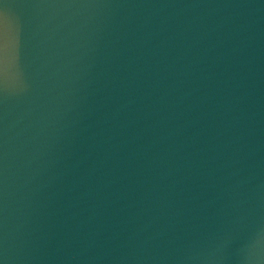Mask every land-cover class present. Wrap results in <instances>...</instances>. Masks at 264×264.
Segmentation results:
<instances>
[{
    "label": "water",
    "instance_id": "95a60500",
    "mask_svg": "<svg viewBox=\"0 0 264 264\" xmlns=\"http://www.w3.org/2000/svg\"><path fill=\"white\" fill-rule=\"evenodd\" d=\"M0 8V264H264V0Z\"/></svg>",
    "mask_w": 264,
    "mask_h": 264
},
{
    "label": "snow or ice",
    "instance_id": "6c2138e0",
    "mask_svg": "<svg viewBox=\"0 0 264 264\" xmlns=\"http://www.w3.org/2000/svg\"><path fill=\"white\" fill-rule=\"evenodd\" d=\"M6 11L0 8V91L4 88L6 74L13 61L19 64L18 54L14 49L18 47V40L15 38V20L11 21L5 15Z\"/></svg>",
    "mask_w": 264,
    "mask_h": 264
}]
</instances>
